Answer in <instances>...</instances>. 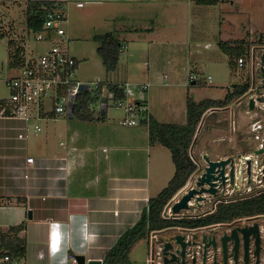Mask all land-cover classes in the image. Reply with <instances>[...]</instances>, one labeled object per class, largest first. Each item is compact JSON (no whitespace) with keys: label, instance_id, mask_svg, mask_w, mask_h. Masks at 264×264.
I'll use <instances>...</instances> for the list:
<instances>
[{"label":"rangeland","instance_id":"1","mask_svg":"<svg viewBox=\"0 0 264 264\" xmlns=\"http://www.w3.org/2000/svg\"><path fill=\"white\" fill-rule=\"evenodd\" d=\"M164 1H181L177 17L171 16L173 13L166 15L165 12H161L162 18L165 19H157L156 14L161 9L158 4H149V7L140 10L145 19L135 17L137 11L133 10L134 8L125 7L123 12H118L116 9L107 11L103 7L87 6L81 10L72 4L65 12L66 20L63 28L65 37L70 42L69 53L78 59L76 75L81 81L110 80V75L106 74L97 53L98 44L93 40V36L110 32L121 44L124 43L118 65L120 73L128 72L129 76H132L129 77V82L133 85H149L147 91L141 94L136 91L135 94L142 95L144 101L148 100L149 95L151 106L158 113V118L166 123L185 121L188 97L197 102L204 99L222 100L228 92H233L238 86L249 83V89L241 98H233L228 105L229 108L227 106L226 109H216L203 114L192 142L195 146H190L188 151L196 165V170L162 212V216L166 218H195L212 213L219 202H230L264 193V182H262L264 176L259 173L264 152L255 154L258 144L264 143V83L257 63L254 62L253 67H250V57L252 55L258 57L259 53L264 52V48L260 46L248 48L243 57L245 64L242 68L237 66L235 58L230 59L231 63L236 64L233 70L229 65V58L218 46L220 42L229 38L232 39L230 41L245 38L249 30L254 31L252 36L248 34L252 37L251 40H256L261 33L264 35V0H225V11L218 5L212 6V9L205 6L199 8V5L191 0ZM24 7V1L0 2V34L3 36L0 37V99L9 97L10 90L5 81L14 75V71L8 66V41L13 40L18 46L23 43L24 51L26 50L27 53L32 51L36 54L43 48L41 43L34 40L33 34H27L22 16ZM212 11L214 13L211 14ZM164 20L172 22L169 23V27L173 31L159 38H147L148 40L145 41L143 39L145 36L133 32L136 28L161 27ZM182 24L183 29H178ZM6 27L10 30L5 31ZM254 44L260 45L256 42ZM194 68L198 69L199 73L193 72L189 76V71ZM191 77L197 80V84L190 83ZM252 96L259 98L260 101L254 102L253 109H249ZM132 100L130 99V102ZM174 110L177 113L173 116ZM107 113L111 118L124 115L123 109L114 107H109ZM73 122L64 116L40 119L38 124L41 132H31L27 139L22 141L17 138L22 123L11 118H0V140H14L7 143L24 147L23 151L20 149V154L37 155L38 144L40 141L44 142V136H48L47 141L52 147L56 140V130ZM257 123L261 125V129L255 131L253 126ZM117 124L123 126L119 122ZM256 136L259 137L258 140L255 139ZM205 158L211 161L228 160L227 172L231 170L232 164L234 178L226 187H220L217 182L215 195L208 193L195 195L188 202L187 209L174 214L171 210L173 204L188 191L199 190L196 184L207 166ZM248 164L250 171L247 169ZM3 172L6 178L7 174ZM8 183L6 179L0 180V186L5 187ZM198 196H203L204 199L198 201L196 199ZM11 199V197H1L0 206H9ZM18 210L14 207L0 209V227L17 224L18 219L15 216ZM259 216L262 215L254 217ZM257 222L264 227V220ZM10 227H1L0 236L7 234ZM221 227H218L217 233L225 230ZM34 228L31 226L26 235V254L16 260L18 264H41L34 258V250L39 239V233L36 235ZM212 232L215 231H211V227H202L196 230L174 228L151 233L148 239L139 241L130 250V264H150V260H152L151 264H157L160 258L162 260L161 254L158 258L157 252H161L159 249L168 235L174 238L178 234L194 233L201 237ZM19 235L22 236L20 233ZM210 259L211 257L207 260L208 263ZM217 259L219 260V256ZM201 262L202 254L199 255V264H202Z\"/></svg>","mask_w":264,"mask_h":264},{"label":"crops","instance_id":"2","mask_svg":"<svg viewBox=\"0 0 264 264\" xmlns=\"http://www.w3.org/2000/svg\"><path fill=\"white\" fill-rule=\"evenodd\" d=\"M163 1L69 0L62 4V11L65 16L69 5L82 2V7H75L81 10L87 6L103 7L107 11L116 9L118 12L129 7L137 11L135 17L145 19L140 10L149 7V4H158L161 9L156 14L157 19H165L161 12L166 15L173 13L171 16L177 17L181 1ZM224 2L220 0L216 5L225 11ZM201 7L204 6L199 5ZM205 7L212 9V6ZM169 23V20H164L161 27L136 28L133 32L145 36L143 39L147 41L173 31ZM183 27L182 24L178 29ZM253 33L249 30L246 37L239 40L244 41L245 48H264V35L261 33L256 40H251ZM121 46L124 48L125 44ZM231 65L234 70L236 64ZM193 72L198 74L199 70L191 69L189 76ZM106 74L110 75V80L103 81L105 83H131L129 77L132 76L128 72L121 74L119 66L114 72ZM195 81L194 78L190 83L194 85ZM145 103L150 117L166 123L158 118L149 95ZM123 117L111 118L107 112L101 120L83 121L67 117L74 122L56 130L52 147L47 141L48 136H44V142L38 144L37 155L20 154V149L23 151L24 147L7 143L14 140H0V180L9 181L5 187L0 186V198H12L9 206L0 209H19L15 216L17 224L1 227L22 224L25 229L19 236L26 239L31 226H34L36 235L39 233L34 258L41 264H77L74 262L76 256H83L85 264L88 261L102 262L117 238L138 221L147 208L148 200L161 192L173 177L175 167L170 151L158 143H150L147 127L143 124L118 126L117 122ZM185 122L186 115L185 121L169 124L184 125ZM27 157L34 159L32 164L26 163ZM3 171L7 174L6 178ZM29 211L31 219L27 216ZM51 222L59 223L61 236L59 250L55 253L47 247Z\"/></svg>","mask_w":264,"mask_h":264},{"label":"trees","instance_id":"3","mask_svg":"<svg viewBox=\"0 0 264 264\" xmlns=\"http://www.w3.org/2000/svg\"><path fill=\"white\" fill-rule=\"evenodd\" d=\"M10 1L25 2L22 16L27 34H35L45 30L44 22L47 18V11L53 8L55 3L32 0H0L2 3ZM191 1L196 5L213 6L218 4L220 0ZM0 37H3L2 34H0ZM93 40L98 44L97 53L105 72H114L120 60L121 43L110 32L95 35ZM7 44L9 47V68L16 69L21 67L23 65L21 59L23 48L15 45L13 40H9ZM218 46L229 58L230 66H232L230 59L243 58L248 49L245 48L243 40L224 41L220 42ZM195 84H197V81H195ZM102 87L107 93L113 92L115 99H121L124 96L118 83L104 82ZM248 89L249 83L247 82L238 86L233 92H228L222 100L204 99L196 102L188 97L186 101V122L184 125L159 123L150 116L147 123H143L148 130L149 142L158 143L170 151L175 172L167 186L155 197L148 200L147 208L142 211L138 221L117 238L114 245L105 253L101 264H130V250L139 241L148 239L151 233L174 228L197 229L214 224L229 223L236 219L264 215V193H260L250 198L219 202L212 213L200 217L164 218L162 216V212L171 198L186 184L189 177L196 170V165L188 151L190 146H192L195 132L203 114L212 109L227 107L233 98H241ZM96 99L95 96H91L87 92L80 94L77 104L74 106L75 118L83 121L99 120L92 117V107L96 103ZM52 116L49 114V118H53ZM24 229L25 226L19 224L10 227L7 234L1 235L2 245L9 250L14 260L21 259L26 254V240L18 236ZM16 264L18 263L16 262Z\"/></svg>","mask_w":264,"mask_h":264},{"label":"built area","instance_id":"4","mask_svg":"<svg viewBox=\"0 0 264 264\" xmlns=\"http://www.w3.org/2000/svg\"><path fill=\"white\" fill-rule=\"evenodd\" d=\"M68 1H50L55 5L47 11V18L44 22L45 30L33 34L34 40L41 43L43 48L36 54L32 51L27 53L26 50L24 51L25 45L23 43L19 44L23 48L21 53L23 65L16 69L13 68L14 75L5 81L10 90V95L8 98L0 99V118H11L22 123L18 129V140H26L31 132H41L38 120L49 118V114L53 115L52 117L74 118V106L77 104L79 95L84 92L97 98L92 107L93 119L103 118L109 107L123 109L124 117L119 120V124L123 126L145 124L149 119L144 97L135 94L136 91L140 94L147 91L148 84L119 83L124 96L121 99H115L113 92L107 93L102 87L104 85L103 81L84 82L78 79L76 75L77 60L69 53L68 45L70 42L65 37L63 28L66 18L62 11V5H60ZM75 6L80 8L83 3L76 2ZM4 29L5 31L10 30L8 27ZM254 62L259 67L261 66L259 57L252 55L250 57V67H253ZM244 64L242 57L237 59L239 68H242ZM190 79L194 80L193 77ZM130 99L133 100L130 102ZM252 99L256 103L260 101L259 98L253 96ZM259 129H261V125L254 124L253 130ZM258 138L256 136L255 139L258 140ZM261 148H264L262 142L258 144L256 149ZM25 161L27 164H32L34 159L27 157ZM259 173L264 176L261 168H259ZM0 208H3V206H0ZM59 246V223L51 222L47 240L48 250L58 251ZM38 257L41 256L38 255ZM160 261L156 263L159 264ZM149 263L151 264L152 260ZM0 264H16V260L12 258L9 250L2 245L1 236Z\"/></svg>","mask_w":264,"mask_h":264},{"label":"flooded vegetation","instance_id":"5","mask_svg":"<svg viewBox=\"0 0 264 264\" xmlns=\"http://www.w3.org/2000/svg\"><path fill=\"white\" fill-rule=\"evenodd\" d=\"M249 164L247 165V169H249L250 171ZM228 166L229 164L225 166L224 176L226 179L223 183L219 182L220 187H226L228 182L231 181L230 170L229 172H227ZM261 166H262L261 168L262 173H264V157L261 158ZM226 173H228V176H226ZM233 178H234V174L232 175V179ZM197 187L199 188V190L203 188V186H198V185ZM262 218H264V215L259 217H250V218L247 217V219L245 220L236 219L229 223L210 225L208 227H211V231H215V232H212L213 234L207 233L201 237L197 236L194 233H190L188 235L178 234L184 236L185 242L191 243V245H189L186 248L185 264H197V263L199 264V255L203 253V245L205 243L209 244V246L206 249L205 264H213V262H215L216 264H230L233 262V264H235L234 263L235 256L237 260L236 264H245V260H244L245 256L247 258L246 264H264V227H262V225L257 222L259 220H264ZM219 226H222L221 228H224L225 230L217 233ZM254 226L257 229L256 231L255 228L253 229ZM183 230H191V229H183ZM192 230H196V229H192ZM244 231L248 233L246 240L244 238ZM167 240L170 241L172 244H174V240L172 236L170 235L166 236L164 241ZM212 241L214 242V246L212 245L213 244ZM224 246L225 248L223 249ZM174 248H177V246L174 245ZM159 250H161V248ZM157 253L159 256L158 258H160L161 252H157ZM217 255L219 256V260L217 259L218 257ZM210 257H211L210 263H208L207 260ZM162 263L163 262L161 260V263L159 264Z\"/></svg>","mask_w":264,"mask_h":264},{"label":"water","instance_id":"6","mask_svg":"<svg viewBox=\"0 0 264 264\" xmlns=\"http://www.w3.org/2000/svg\"><path fill=\"white\" fill-rule=\"evenodd\" d=\"M259 60H260V72L262 75V83H264V52H261L258 54ZM249 109H253L254 107V101L253 99H250L249 101ZM216 109H212L211 111H214ZM264 152V149H259L255 151V154H260ZM205 161L207 163V166L205 168L204 173L200 176L199 181L197 183L198 186H203L200 190H190L188 191L185 195L182 196V198L177 201L175 204L172 206V212L174 214H178L180 210H185L188 208V202L195 196V195H201L203 193H208L211 195H215L217 188V182H224L225 181V176H224V171H225V166L229 163L228 160H219V161H211L208 158H205ZM232 175H233V169L231 165V170H230V177L232 180ZM206 186L207 188H205ZM196 199L202 200L204 199L203 196H198ZM32 215L31 212H28V218L31 219ZM255 228V231L257 230L256 227L254 226L253 229ZM248 233L244 231V238L245 240L247 239ZM174 244H172L170 241H165L161 245V257H162V262L163 264H185V256H186V248L191 245L190 242H185L184 241V236L182 235H176L174 238ZM212 245L214 246V242L212 241ZM174 245L177 246V248H174ZM209 246L208 243H205L203 245V253H202V264H205L206 261V249ZM225 246L223 247V249ZM236 249V248H235ZM226 259V258H225ZM245 264L247 263V258L245 256ZM75 262L77 264H85V259L83 256H76L75 257ZM234 263H237L236 256L234 257ZM87 264H101L100 261H88ZM213 264H216L213 262Z\"/></svg>","mask_w":264,"mask_h":264},{"label":"clouds","instance_id":"7","mask_svg":"<svg viewBox=\"0 0 264 264\" xmlns=\"http://www.w3.org/2000/svg\"><path fill=\"white\" fill-rule=\"evenodd\" d=\"M60 240H61V236H60ZM50 252H52V253L54 252V253H55L56 251H52V250H50Z\"/></svg>","mask_w":264,"mask_h":264},{"label":"bare ground","instance_id":"8","mask_svg":"<svg viewBox=\"0 0 264 264\" xmlns=\"http://www.w3.org/2000/svg\"><path fill=\"white\" fill-rule=\"evenodd\" d=\"M255 177V176H254ZM262 182H264V180H262Z\"/></svg>","mask_w":264,"mask_h":264}]
</instances>
